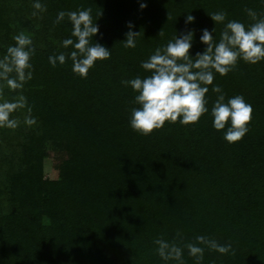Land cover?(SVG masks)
I'll return each mask as SVG.
<instances>
[{
  "label": "trees",
  "instance_id": "1",
  "mask_svg": "<svg viewBox=\"0 0 264 264\" xmlns=\"http://www.w3.org/2000/svg\"><path fill=\"white\" fill-rule=\"evenodd\" d=\"M0 0V59L23 32L32 39L31 79L15 71L0 78V264H180L162 259L157 239L182 248L183 264H198L189 243L204 236L231 245L221 254L206 245L199 264H264V60L238 59L227 74L214 72L205 94L209 111L197 122H165L148 135L130 126L138 94L123 81L151 73L141 67L176 31L194 30L190 53L203 52L201 30L225 24L247 28L264 18V0ZM140 3L147 7L141 9ZM90 9L94 37L110 49L82 77L67 58L72 36L60 11ZM251 9L256 18L248 14ZM36 12V15L33 13ZM224 12L223 22L211 15ZM195 20L186 24L187 15ZM139 33L125 47L129 31ZM161 31L162 34H159ZM94 42V41H93ZM63 52L65 63L49 56ZM242 95L253 108L239 141L213 127L219 93ZM34 119L35 123H27ZM230 123V122H228ZM51 168L55 177L45 172Z\"/></svg>",
  "mask_w": 264,
  "mask_h": 264
},
{
  "label": "clouds",
  "instance_id": "2",
  "mask_svg": "<svg viewBox=\"0 0 264 264\" xmlns=\"http://www.w3.org/2000/svg\"><path fill=\"white\" fill-rule=\"evenodd\" d=\"M34 9L45 10L39 0H34ZM146 3H140V8H146ZM248 14L254 19L256 13L251 9ZM36 15V12L33 13ZM67 15L72 23V36L62 41V46H72L67 58L73 62L72 70L82 77H86L90 68L97 60L109 58L110 49L99 43L94 37L99 32L98 24L93 22L90 9L79 11H60L57 14V22ZM211 19L214 22H223L226 18L224 12L213 13ZM195 20L191 14L186 17V24ZM129 31L123 40L125 47H135V37L139 33L132 31L133 25L128 24ZM159 34H162L161 31ZM194 30L178 33L173 40L155 52L145 61L141 67L151 74L145 77L137 76L134 79L125 80V85L138 94L135 101L139 107L133 108L130 118V126L141 134L148 135L153 130L160 129L165 122L189 124L197 122L200 117L209 111L205 94L209 91L205 85H211L214 80V72L221 75L227 74L235 67L238 59L248 63H258L264 60V18L256 19V22L248 26L236 20H230L225 24V30L221 33L219 42H214V28L201 30L199 40L206 45L203 52H197L195 56L190 53L193 46ZM15 45L8 47L7 55L0 59V78L7 79V83L17 86L16 79L8 78V73L16 72L19 81L31 79L32 65L31 55L34 52L32 39L23 32L14 36ZM94 41V42H93ZM57 61L63 64L66 56L63 52L56 56H49V62L55 66ZM212 91L219 93L211 109L213 127L223 130L224 139L229 142L241 140L249 131L248 124L252 119L253 108L242 95H236L227 99L219 86H213ZM14 105H0V122H5L8 127H15L16 122L9 119V111ZM230 122V123H228ZM27 123H35L34 119H28ZM197 243L187 244L189 255L196 258L198 264L203 259L206 245L221 254L228 253L231 245H222L215 240H209L204 236L196 237ZM158 245V255L165 261L174 259L183 264L182 248L176 244H170L163 239L155 240Z\"/></svg>",
  "mask_w": 264,
  "mask_h": 264
},
{
  "label": "rangeland",
  "instance_id": "3",
  "mask_svg": "<svg viewBox=\"0 0 264 264\" xmlns=\"http://www.w3.org/2000/svg\"><path fill=\"white\" fill-rule=\"evenodd\" d=\"M45 175L52 178L56 176V173L51 168H48V170L45 172Z\"/></svg>",
  "mask_w": 264,
  "mask_h": 264
}]
</instances>
